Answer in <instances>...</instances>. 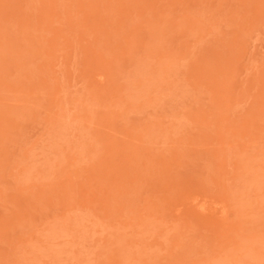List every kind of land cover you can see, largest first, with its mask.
<instances>
[{
    "label": "rangeland",
    "instance_id": "rangeland-1",
    "mask_svg": "<svg viewBox=\"0 0 264 264\" xmlns=\"http://www.w3.org/2000/svg\"><path fill=\"white\" fill-rule=\"evenodd\" d=\"M0 264H264V0H0Z\"/></svg>",
    "mask_w": 264,
    "mask_h": 264
}]
</instances>
